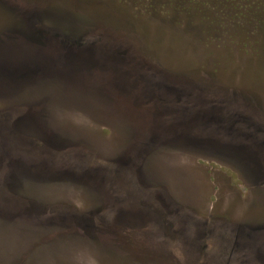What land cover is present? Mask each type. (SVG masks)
<instances>
[{
	"label": "rangeland",
	"instance_id": "obj_1",
	"mask_svg": "<svg viewBox=\"0 0 264 264\" xmlns=\"http://www.w3.org/2000/svg\"><path fill=\"white\" fill-rule=\"evenodd\" d=\"M256 5L0 0V264H264Z\"/></svg>",
	"mask_w": 264,
	"mask_h": 264
},
{
	"label": "trees",
	"instance_id": "obj_2",
	"mask_svg": "<svg viewBox=\"0 0 264 264\" xmlns=\"http://www.w3.org/2000/svg\"><path fill=\"white\" fill-rule=\"evenodd\" d=\"M258 2V5H256L257 7L260 8V10H263L264 9V1L261 2V4L259 3L260 0H257ZM146 66H149L147 62H145ZM94 75V74H93ZM93 77V76H92Z\"/></svg>",
	"mask_w": 264,
	"mask_h": 264
},
{
	"label": "water",
	"instance_id": "obj_3",
	"mask_svg": "<svg viewBox=\"0 0 264 264\" xmlns=\"http://www.w3.org/2000/svg\"><path fill=\"white\" fill-rule=\"evenodd\" d=\"M206 118H208V117H202V119H206Z\"/></svg>",
	"mask_w": 264,
	"mask_h": 264
}]
</instances>
